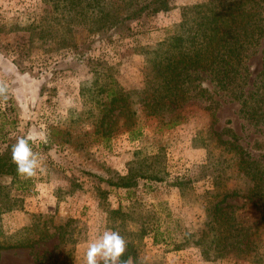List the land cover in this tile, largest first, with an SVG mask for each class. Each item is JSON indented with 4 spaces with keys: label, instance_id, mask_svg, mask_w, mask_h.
<instances>
[{
    "label": "rangeland",
    "instance_id": "rangeland-1",
    "mask_svg": "<svg viewBox=\"0 0 264 264\" xmlns=\"http://www.w3.org/2000/svg\"><path fill=\"white\" fill-rule=\"evenodd\" d=\"M169 1L168 10L142 16L109 40V32L90 36L73 22L65 33L72 18L51 1L0 0V80L10 90L9 100L0 102V141L16 143L32 133L45 168L33 178L10 169L0 174L7 195L0 210V264H86L88 242L106 228L131 242L133 264H264V224L251 252L257 261L215 256L195 243L222 197L215 193H244L255 185L239 169L238 153L264 168V125L244 119L239 104L221 91L190 101L173 127L136 104L151 57L146 51L180 31L186 7L207 0ZM65 35L78 48L65 47ZM263 49L264 35L247 62L249 84L262 68ZM96 59L100 75L93 72ZM95 82L129 93L137 109L133 124L123 116L98 124ZM127 175L136 181L130 189L108 183ZM227 202L244 225L258 217L246 198ZM110 209L124 214L112 216ZM142 225L147 232L141 236Z\"/></svg>",
    "mask_w": 264,
    "mask_h": 264
},
{
    "label": "trees",
    "instance_id": "trees-1",
    "mask_svg": "<svg viewBox=\"0 0 264 264\" xmlns=\"http://www.w3.org/2000/svg\"><path fill=\"white\" fill-rule=\"evenodd\" d=\"M43 1H51L53 7L61 9L62 14L70 15V21L65 19V33L73 31L68 25L73 22L81 27L80 32L84 27L90 36L109 32V40L113 39V33L129 32L130 23L142 16L166 11L170 7L169 0ZM184 10L180 31L146 51L151 57L147 56L146 59L145 84L136 92V104L160 124L173 127L184 120L181 113L186 104L199 97L212 98L213 92L221 91L231 102L239 104V112L244 119L255 126L264 125V49L262 68L250 84L247 64L264 35V0H207ZM61 40L65 47L78 48L71 35L62 36ZM99 62V59L94 62L95 75L101 74L97 70ZM207 81L214 86L212 90L205 84ZM95 92L96 96L106 94L104 100H107L101 101L103 97L100 95L95 101L100 108V126L119 116L126 119V125L133 124L131 119L137 109L132 107L128 92L115 91L113 86H98L97 82ZM0 114L5 115L1 105ZM219 142L228 148H235L229 140ZM13 144L0 141V174L7 169L17 173L11 159ZM236 148L239 149L238 146ZM237 163L243 174L256 180L255 185L244 193L238 190L215 193V197H222L213 202L195 243L212 250L215 256L231 253L257 261L256 255H251V252L259 247L261 232L258 229L264 224V168L259 167L251 156L244 157V153H238ZM156 176L149 174L147 177L161 180ZM217 176L214 175L219 180ZM108 183L125 189L136 185V181L128 175ZM179 183L176 181L175 185ZM215 184L218 186L216 181ZM239 197L246 198L258 214L256 220L248 225L243 224L242 217H238L233 206L227 202V199ZM5 198L7 195L0 189V210ZM109 213L112 216L124 214L121 209H110ZM139 231L141 236L147 232L144 225ZM2 248L5 246L0 244V250ZM129 255L135 256L130 241L123 258Z\"/></svg>",
    "mask_w": 264,
    "mask_h": 264
},
{
    "label": "clouds",
    "instance_id": "clouds-1",
    "mask_svg": "<svg viewBox=\"0 0 264 264\" xmlns=\"http://www.w3.org/2000/svg\"><path fill=\"white\" fill-rule=\"evenodd\" d=\"M10 98L8 84L0 80V102H7ZM36 137L29 133L27 137H19L11 146V159L16 165L19 176L33 178L45 171L41 154L34 151L33 142ZM128 241L119 233L106 228L90 240L85 253L86 264H133V257L125 256Z\"/></svg>",
    "mask_w": 264,
    "mask_h": 264
}]
</instances>
